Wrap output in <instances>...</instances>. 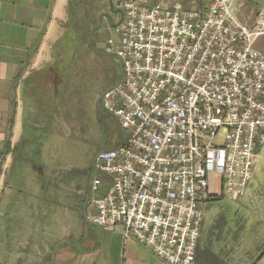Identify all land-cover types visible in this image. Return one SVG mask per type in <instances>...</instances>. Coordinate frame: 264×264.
I'll return each instance as SVG.
<instances>
[{
  "label": "built area",
  "instance_id": "2783aa9c",
  "mask_svg": "<svg viewBox=\"0 0 264 264\" xmlns=\"http://www.w3.org/2000/svg\"><path fill=\"white\" fill-rule=\"evenodd\" d=\"M122 1L106 53L123 74L101 96L123 133L94 158L90 225L167 264H193L207 202L244 195L264 144V3ZM222 141H217L221 132Z\"/></svg>",
  "mask_w": 264,
  "mask_h": 264
},
{
  "label": "crops",
  "instance_id": "0c3cea01",
  "mask_svg": "<svg viewBox=\"0 0 264 264\" xmlns=\"http://www.w3.org/2000/svg\"><path fill=\"white\" fill-rule=\"evenodd\" d=\"M69 5L70 0H0V188L11 184L5 175L16 155L11 169L15 185L29 195L23 213L0 222L6 231L0 264H77L100 248L88 221L84 231L89 234L55 236L49 230L54 203L41 202L40 218L36 195L47 190L45 174L53 177L59 168L48 151L54 92H61L65 78L56 69L60 59L53 49L64 34ZM59 124L61 131L63 121ZM258 150L261 157L244 195L232 200L242 199V213L219 214L209 227L203 218L193 264H264V144ZM128 240L110 264H167L135 239Z\"/></svg>",
  "mask_w": 264,
  "mask_h": 264
},
{
  "label": "rangeland",
  "instance_id": "374dc122",
  "mask_svg": "<svg viewBox=\"0 0 264 264\" xmlns=\"http://www.w3.org/2000/svg\"><path fill=\"white\" fill-rule=\"evenodd\" d=\"M117 1L111 0L114 7ZM142 1L148 6L166 4L168 8L180 2L184 9H197L202 4V0ZM262 2L263 0H247L243 7L235 11L237 17L242 22L249 23ZM109 10L110 0H70L64 34L53 49L55 57L60 59L56 69L65 78L61 92L58 95L54 92L55 125L53 130H50L48 151L49 155L53 156L51 158L54 160V168H59L53 177L49 173L45 174L42 180H45L47 190H39L36 195L40 218L43 213L41 202L54 203L52 217L55 221L52 226L49 225V230L55 236L69 233L73 237L89 234V230L85 232L84 228H87L86 217L94 211L88 199L94 173V158L102 149L112 148L123 135L115 118L101 103L102 94L110 85L115 84L120 66L119 58L105 51L108 40L111 37L115 40L118 38L114 29L109 27L105 20L100 28L95 30L101 13H108ZM119 19V14H113L111 21L116 23ZM89 37L94 48L89 44ZM60 121H63L61 131ZM42 133L40 130V136ZM223 136L222 131L217 141H222ZM35 153L37 156L39 150L36 149ZM15 156L5 175L11 184L0 188V222L5 223L13 220L20 212L23 213L22 204L29 200V195L19 192L15 185L13 170L11 171ZM241 201L242 199L232 201L224 196L207 202L203 210L204 227H209L219 214L232 212L234 216H239L242 213L239 210ZM90 226L96 229L99 251L91 258L78 261L77 264H95L96 261V264H110L113 257H117L124 248L121 233L114 228L102 230L98 226ZM5 238V227L1 225L0 243L5 244ZM130 240L132 238H129L128 243L132 242ZM2 250L3 247L0 248V254Z\"/></svg>",
  "mask_w": 264,
  "mask_h": 264
},
{
  "label": "water",
  "instance_id": "95a60500",
  "mask_svg": "<svg viewBox=\"0 0 264 264\" xmlns=\"http://www.w3.org/2000/svg\"><path fill=\"white\" fill-rule=\"evenodd\" d=\"M120 3H121V0H118V1L116 2L117 5H119ZM110 9H111V10L113 9L111 0H110ZM113 12L122 14V11H121L120 9L115 10V11H113ZM103 15H104V13H101V15H100L101 20H102V18H103ZM121 20H122V17H121V19H119V21L116 22V23H112V22H111L110 27H111V28L116 27L117 25L120 24ZM97 29H98V27L95 28V30H97ZM89 44H90V46H91L92 48H94L93 45H92V41H91V38H90V37H89ZM107 54H109V53H107ZM113 55H115V54H113ZM122 74H123V70H122V67H121V64H120V66H119V78L117 79V81L115 82V84H114L112 87H116V86L119 85L120 80H121V77H122ZM112 87H110V88H112ZM104 150H105V149H102L101 151H104ZM89 198H90V196L88 197V199H89Z\"/></svg>",
  "mask_w": 264,
  "mask_h": 264
},
{
  "label": "flooded vegetation",
  "instance_id": "af4514ba",
  "mask_svg": "<svg viewBox=\"0 0 264 264\" xmlns=\"http://www.w3.org/2000/svg\"><path fill=\"white\" fill-rule=\"evenodd\" d=\"M115 4H116V3H115ZM121 4H122V1H121V3H120L119 5L116 4L115 7L112 5L113 9H112V10L110 9L108 13H104L102 20H101V18H100L99 24H98V26H97L98 29L100 28V25H101L105 20L107 21V24H108V26L110 27V24H111V22H112V21H111V18H112V15H113V14H119V15H120V19H121L122 14L113 12V11L118 10V9L121 10ZM121 11H122V10H121ZM118 78H119V70H118V74H117V76H116V79H115L114 83L117 81ZM122 138H123V135H122ZM121 140H122V139H121Z\"/></svg>",
  "mask_w": 264,
  "mask_h": 264
}]
</instances>
